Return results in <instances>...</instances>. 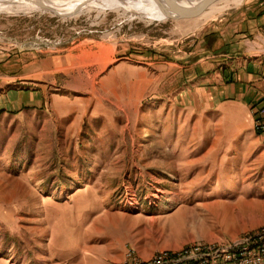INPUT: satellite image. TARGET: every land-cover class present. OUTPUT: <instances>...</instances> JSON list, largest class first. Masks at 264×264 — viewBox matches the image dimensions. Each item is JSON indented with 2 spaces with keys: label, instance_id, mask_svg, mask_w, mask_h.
<instances>
[{
  "label": "rangeland",
  "instance_id": "obj_1",
  "mask_svg": "<svg viewBox=\"0 0 264 264\" xmlns=\"http://www.w3.org/2000/svg\"><path fill=\"white\" fill-rule=\"evenodd\" d=\"M74 1L0 8V264H135L264 233V130L234 79L264 0Z\"/></svg>",
  "mask_w": 264,
  "mask_h": 264
},
{
  "label": "built area",
  "instance_id": "obj_2",
  "mask_svg": "<svg viewBox=\"0 0 264 264\" xmlns=\"http://www.w3.org/2000/svg\"><path fill=\"white\" fill-rule=\"evenodd\" d=\"M264 85V73L260 77ZM255 127L264 130V100L255 108ZM131 255V254H128ZM135 264H264V233L240 239L234 245L223 248L204 249L194 246L180 258L159 252L152 261H138Z\"/></svg>",
  "mask_w": 264,
  "mask_h": 264
},
{
  "label": "crops",
  "instance_id": "obj_3",
  "mask_svg": "<svg viewBox=\"0 0 264 264\" xmlns=\"http://www.w3.org/2000/svg\"><path fill=\"white\" fill-rule=\"evenodd\" d=\"M252 18H253V21L259 22L260 24L264 23V10H262L260 13H255L254 16L250 17L249 19H252ZM249 19L246 22H244L243 29L240 30L241 32H245V33L247 32L246 29H247V26H248V23H249ZM260 19H262V20H260ZM253 24H255V22H253ZM259 30H260V28L258 26L255 27V25H254L253 32L254 33H258L259 37H263V35L261 34V32ZM237 36H238L237 40H239L241 34H239ZM262 41L263 40L261 39L260 43H255L256 45L252 49V51H255V50L257 52L259 51V54H254L255 56H253V57H256V59H254V58L249 59L252 56H249V57L245 56L244 57L245 59H243V64H242L243 66L239 70H237V72L235 74L236 76H234V79L238 80V83L235 85V90H236L235 91V95H236V97H241L242 96L244 98V96H247L246 99L249 100L250 102L254 101L255 98H256L255 102H257L258 104L264 100V94H261L258 97L259 94H255V92H253V89L248 87V84H249V82H251L253 80L254 75H256V72L258 71L256 69L255 65L257 64V62H256L257 59H258L257 57H260L261 51L264 50V49L263 50L260 49V48H264V41L263 42ZM242 45L243 46L246 45L244 39L242 40ZM241 51L246 53V54H248V55H251V53H250L251 51L247 47L241 48ZM259 61H261V59H259ZM263 73H264V71L261 73V75ZM233 86H234V84H233ZM257 97H258V99L259 98H262V99L258 100Z\"/></svg>",
  "mask_w": 264,
  "mask_h": 264
},
{
  "label": "bare ground",
  "instance_id": "obj_4",
  "mask_svg": "<svg viewBox=\"0 0 264 264\" xmlns=\"http://www.w3.org/2000/svg\"><path fill=\"white\" fill-rule=\"evenodd\" d=\"M98 1L99 0H75L73 2V5L70 8H75V6H77V8L84 6V5L87 6L90 3H92L93 5H98L99 4ZM103 1L108 2L107 4H109V5H107V6H114V4H116V5L124 4L128 1L130 3H137L139 6H142V7L144 6V8L150 10V12L154 11V12H159V13H165L161 9V7L163 5L168 4V2H166L167 0L166 1L165 0H153V1L152 0H101V2H103ZM177 1L179 4H181L185 7H188V6L194 5L197 2L199 3L201 0H177ZM15 3L24 5L25 7H27V6L37 7L40 4V5H42V7L49 8V9H55V10L60 9V8L62 9L63 8L62 6H64V7L68 6L66 4V0H21V1L20 0H18V1L0 0V8L4 7V6L8 7V6L15 4ZM63 4H65V5H63ZM93 5H92V7H93ZM69 6H70V3H69ZM192 9H195V8H191V10ZM61 11L62 10H60V12Z\"/></svg>",
  "mask_w": 264,
  "mask_h": 264
},
{
  "label": "water",
  "instance_id": "obj_5",
  "mask_svg": "<svg viewBox=\"0 0 264 264\" xmlns=\"http://www.w3.org/2000/svg\"><path fill=\"white\" fill-rule=\"evenodd\" d=\"M217 0H201L199 3H195L192 6L185 7L178 3L177 0H167L168 4L163 5L161 9L167 13L168 16L172 15H189L193 16L202 11L207 5ZM189 8V9H188ZM191 8H195L192 9Z\"/></svg>",
  "mask_w": 264,
  "mask_h": 264
}]
</instances>
